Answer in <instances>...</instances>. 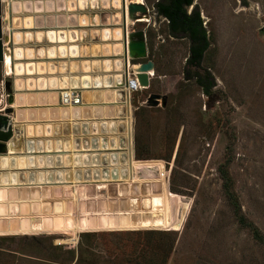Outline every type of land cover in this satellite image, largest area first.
Listing matches in <instances>:
<instances>
[{
  "label": "rangeland",
  "instance_id": "rangeland-1",
  "mask_svg": "<svg viewBox=\"0 0 264 264\" xmlns=\"http://www.w3.org/2000/svg\"><path fill=\"white\" fill-rule=\"evenodd\" d=\"M15 1L22 7L10 18L21 26L12 33L21 40L8 43L11 28L5 25L4 45L10 51L17 46L32 49L30 56L25 52V58L15 61L37 58L54 72L55 47L50 46L54 53L47 61L44 53L43 58L37 54L48 37L39 12L53 0H36L42 6L38 9L36 1ZM144 1L151 24L138 22L136 27L147 30L146 59L155 62L156 70L150 86L132 95L133 177L93 186L92 194L90 185L0 187V264H264V0H195L210 39L202 62L215 81L209 94L195 77L185 76L189 40L170 35L167 22L155 19L156 0ZM27 2L33 6L25 7ZM56 2L46 6L49 11L68 8L71 13L77 7ZM99 3L81 4L80 11L92 13L83 16L90 25L79 30L83 37L102 42L91 48L103 57L86 61L90 46L84 45L83 59H72L71 70H78L79 62L88 69L115 57L113 47H103L111 41L96 33L104 26L94 20L103 13L110 18L113 10ZM100 5L102 11L94 13ZM59 16H48L46 23L63 26L67 20L75 28V16H61L64 23ZM58 62L66 70L64 61ZM12 69L13 58L6 53L0 63V105L7 107L6 80L17 77L38 85L43 79L30 78L28 72L16 76ZM28 87L18 92L28 94ZM151 94L159 95L153 106L145 104ZM27 102L16 109L27 110ZM148 240H159L160 246L144 245Z\"/></svg>",
  "mask_w": 264,
  "mask_h": 264
},
{
  "label": "water",
  "instance_id": "water-1",
  "mask_svg": "<svg viewBox=\"0 0 264 264\" xmlns=\"http://www.w3.org/2000/svg\"><path fill=\"white\" fill-rule=\"evenodd\" d=\"M0 0V63L4 64L5 62V54L9 53L13 58V69L12 74L16 76H20L24 74L25 72L31 73L34 68L35 64L32 62H16L15 60L23 59L29 54H32V49H29L26 51L22 50L20 47H16L15 49L10 51V48L4 45V26H8L11 28V31L8 32L7 39L8 43H17L21 40L20 35L18 33H12V29L15 28L17 25L18 27L21 26V23L19 20H16L11 17L12 12L18 11L22 6L19 1H12V0ZM58 6L63 7L64 1L63 0H56ZM81 3H90L91 6L97 7V3H99V0H78ZM104 7L100 5L103 9H112L111 16L109 18V13H103V16L100 20H98L97 15L94 16V20L97 22L96 25H103L104 27L100 28L99 30H96V33L100 34L101 40L105 41H111L108 43L103 44V47L106 48L108 51L113 47V59L111 57H106L103 62V65L105 66V70L108 71H114L115 73L112 74H106V75H94L93 77H61L59 79L50 78L48 80L49 89H81V105H74L72 107L67 105H59L60 102V95L58 92L55 91H49L48 93H38V96L34 95L33 93L30 94H23L19 93L18 91L23 90L24 86H33L35 84V81L28 80L27 83H25L24 80L21 78H14L13 81L6 80L5 81V87L8 92V103L10 104L9 107H6V109L3 112H0V165L2 164L4 170L2 169L0 172V184H16V183H42V182H49L52 183L54 181L61 182H90V181H110V180H125L127 178L133 177V166H132V160H133V147H132V96L125 92L124 86L127 84L129 73L134 74L136 73L137 78L140 82V84L147 88L151 84V78L152 76L150 74H153L155 72V62L152 59H146L149 56V48H148V42H147V36L146 32L143 29H133V25L135 22L139 21L140 14H147L149 9L148 6L145 3H137L133 0H101ZM110 1V3H109ZM35 8H42L41 3L36 1ZM69 3L76 5L75 0H68ZM30 2L25 3V7H31ZM100 4V3H99ZM4 5V6H3ZM53 5V1H47L46 6L51 8ZM83 5V4H82ZM105 5L107 7H105ZM33 6V4H32ZM5 9H4V8ZM24 7V6H23ZM42 18V17H41ZM36 18L37 23H41L42 19ZM84 18L85 21L86 18ZM51 18H48V21H50ZM59 21L61 23H64V18L59 16ZM27 23V22H26ZM132 28V29H131ZM117 29H119L120 36H116ZM84 31V30H83ZM48 36H50V32ZM85 32V31H84ZM70 33H73L70 37L75 38L76 37V31L71 30ZM65 34L63 33V37ZM97 37V36H96ZM54 53V49L50 48L48 49V52ZM26 52V53H25ZM25 53V54H24ZM44 49L40 48L37 50L38 58H43ZM30 56V55H29ZM122 56V57H120ZM31 58V57H29ZM129 59H143L144 61L140 62L138 66L129 67ZM100 61H97L96 64H93L94 70H99L100 67ZM53 65V64H49ZM36 67L38 70H42L45 67V64L43 62H37ZM75 67V66H73ZM45 80L39 79L38 85L39 88H44L45 86ZM93 86H115V90L106 89L104 93H101L100 91H96L94 93V98L99 99L102 96L105 98V101H113L115 98V101L118 102L115 107L113 105H105V108L94 106V110L91 109L87 103H90L92 101V93L87 90V87H90L91 83ZM85 88V89H84ZM29 89V88H28ZM17 91V92H16ZM46 97H48L49 104H53L57 107H52L50 109L51 114L57 115L58 112L62 114L64 119L69 118L70 114H72L73 118H79L81 113H84L85 115L91 114L92 111L96 114V117H100L99 115L102 114L103 111H105L107 117H126V120H118L114 121L111 120L108 123L107 122H101L99 124L101 132H105L107 129L110 130V133H118L120 134L118 137L111 136L109 137V140L107 137H102L101 141L104 142V145L106 147L107 143H110L111 149H120V151H109L103 152V153H93L91 157L85 156V159L87 162L90 160L92 161V165L97 164L99 160L101 159V163L103 165L102 169H99L97 167H94L92 170L86 167L84 171L80 169H75L74 171H71L69 169L63 168L64 171H57L56 173H43L39 172L38 175L34 172H30L29 174H26L25 172H20V175L18 176L17 173L10 170L7 171V168H14L16 164L25 165L26 163H30L31 166L34 164V157L31 156L28 159V162L26 161L24 156H17L15 157L10 156L7 157L4 155L5 152H7L8 145L11 148V150H15L20 147V135L17 132L18 137L15 136V128L13 123L12 114L15 115V121L17 123H24L26 121H34L38 119V113L40 116L39 120H42L43 118H46L47 116V110L46 109H39V112L35 109H14V104L16 106H21L25 101L34 102L35 99H39V101H45ZM158 94H151L149 98L147 99V105H156L157 103L154 102L155 98H158ZM167 101V96H163V104L165 105V102ZM73 131H78L80 129V125L78 123H73L72 125ZM97 122H93L91 124V128L93 131L97 130ZM54 129L55 134H59L60 132V126L55 125H46L45 131L49 134H51V129ZM63 129L66 132H69V126L66 125L63 127ZM82 129L84 131H87L88 125L87 123H83ZM42 129L40 127H33L32 125H26L25 126V136L27 139L25 140V144L27 147V151H33L35 147L34 142L32 139L34 136V133H41ZM66 141V146L69 145V141ZM78 141V140H77ZM86 144L89 143V140H84ZM76 143V141L74 140ZM96 142V140L94 141ZM59 145V142H57ZM37 145V144H36ZM40 149L42 146V142H38L37 145ZM49 157L46 158L48 166H52L51 161H55V165L59 166L62 165L63 158L60 155H55L54 158L51 155H48ZM80 157H75V163L79 162ZM43 157L39 156L36 157V161L38 164H43ZM69 162V161H68ZM77 164V163H76ZM89 164V163H87ZM70 165V164H67ZM66 165V166H67ZM110 165V166H109ZM109 166V167H107ZM121 166V167H120ZM6 170V171H5ZM64 172V173H63ZM19 180V181H18ZM91 188V194L94 193V187L93 185Z\"/></svg>",
  "mask_w": 264,
  "mask_h": 264
},
{
  "label": "crops",
  "instance_id": "crops-1",
  "mask_svg": "<svg viewBox=\"0 0 264 264\" xmlns=\"http://www.w3.org/2000/svg\"><path fill=\"white\" fill-rule=\"evenodd\" d=\"M32 2L36 1V0H31ZM43 2H45L46 0H42ZM56 1V0H53ZM67 1L64 2L67 5ZM76 0V5L77 7H75V11L69 13L66 9L65 12H57V11H49L48 8L45 6V8L39 12L40 15H42L41 17H43V19H45L44 21V25L41 26L42 29H47L45 31H65V36L63 37L62 40H58L57 38L51 39L50 36H48L47 38L44 39L43 43H40L39 45H41L44 48V58L43 61H47V59H49V55L52 54L51 51L48 52V49L52 48L50 46L55 47V53L54 56L55 61L56 62V70L54 72H51L47 67L48 65H46L45 63V67L42 69V71H39L36 67V63H37V58H32L30 59L31 62L33 64H35V68L34 70L31 72L32 74H29V76H31L30 78L33 79H37V77H42L43 79L46 80L45 82V86H43L44 88H39V85H34L32 87H28L29 89L26 90L28 91V94L33 93L34 95L38 96V93H48L49 91H55L58 92L59 95L61 93V91L59 88L58 89H49V85H48V79L49 77H78V78H83V77H93L94 75H100L102 76L103 74H112L115 73L114 71H104L105 67L103 65L100 64V69L99 70H94V68L92 67V65L90 64V67L88 69H84V66L81 64V62H79V68L78 70L74 71L71 70L70 68V61H72V59H77V61H79L80 59H83L82 57V51H83V46L87 45L90 46V50L88 52V58L86 61H91L90 59H94L95 57H103L101 56L103 53L100 52L98 49H92L91 46L93 47V45H101V41H91L89 40V37L85 38L82 35H80V30L82 29L81 27H87L84 26L82 24L87 23L86 25H90L91 21L87 19V21L84 20V18H82L84 15L86 16H90V12L91 10H82L80 11L79 7L82 5H78ZM129 2V0H127ZM89 4V3H88ZM56 7V6H55ZM79 10V11H78ZM35 11V10H34ZM49 11V12H48ZM100 11L102 10H96L93 9L94 13H100ZM37 12V11H35ZM37 14V15H39ZM32 15H35V13H32ZM54 16V18H56L58 15L60 16H64L66 19L71 15V16H75L77 18L78 21H76V25L74 26L75 28H70V23H68V21H65V24L63 26H61V24H58L57 21H54L53 25H49L48 23H46V19L48 18V16ZM79 18H81V21H79ZM133 28V27H132ZM131 28V29H132ZM135 28V27H134ZM133 28V29H134ZM84 29V28H83ZM71 30H75L76 31V37H70L71 35H68V33ZM46 33V32H45ZM47 34V33H46ZM45 34V35H46ZM73 36V35H72ZM32 46L37 45V43H35V41H33V43L31 44ZM60 46H65V48L67 49L64 53L60 50L62 47ZM71 46H76L77 50L75 52H71L69 49ZM50 47V48H49ZM100 53V54H99ZM99 56H96L98 55ZM63 55V56H62ZM34 57H36V54H34ZM62 57V58H61ZM113 57V56H111ZM122 57V56H120ZM58 61H64L63 63L66 64V70H62L59 66V62ZM144 61L143 59H129V67L133 66H138V64L140 62ZM156 70V69H155ZM131 74V73H129ZM155 74V73H154ZM2 77L5 78V73H2ZM91 86L87 87L86 89L89 90L92 93V101L90 103H87L86 105H88L89 107H91L92 110H94V106H99L102 108H105V105H113V107H115V105L118 103L115 101V98L113 99V101H105V98L102 96L99 99L94 98V93L96 91H100L101 93H104V91L106 89H110V90H115L116 87L115 86H110V87H105L103 85L101 86H93L92 82H90ZM80 91V89H78ZM81 92V91H80ZM23 94L27 95V92H23ZM29 102V101H28ZM27 102V103H28ZM133 106H135V102H132ZM82 104V103H81ZM80 104V105H81ZM59 105H63L61 103V101L59 102ZM14 109H16L18 106H16L14 104ZM21 107V106H19ZM24 107V106H22ZM25 107H29L28 109H35L39 112V109H46L47 110V116L46 118H43L42 120L40 119L39 113H38V119L34 120V121H26L25 123H19L16 124L15 121V115L14 113L12 114V118H13V122H14V127H15V136L18 137L17 134V129H16V125H21L22 126V130H21V135H20V147L15 149V150H9L11 149L9 146V143H7L8 148H7V152L4 153L5 156L10 157V156H24L26 161L28 162V159H30L29 157L33 156L34 157V164L33 166L30 165V163H26L25 165H20V164H16V166L14 168H7V171L10 172L13 171L15 173H17V175H20V172H25L26 174H29L30 172H34L35 174L38 175L39 172H43V173H56L57 171H64L63 168L69 169L71 171H74L75 169H80L82 171H84V169L86 167H88L89 169H93L94 167H97L99 169H102L103 165L101 163V159L99 160V162H97V164L92 165V161L90 160L89 162L86 161L85 156H89L91 157L93 153H103V152H109V151H116L118 149H111L110 148V143L106 144V147L104 145V142L101 141L102 137H107V139L109 140V137L111 136H115L118 137L120 134L118 133H110V130L107 129L105 132H101L100 130V126L99 124H101V122H109L111 120L114 121H118V120H126V117L121 118V117H107L105 111L102 112L101 115H99L100 117H96V114L94 113V111H92L91 114L85 115L84 113L80 114L79 118H73L72 114H70L69 118H65L62 116V114L60 112L57 113V115H53L50 112V109L52 107H57L54 106L53 104H49V100L48 97H46L45 101H39V99H35L34 102L28 103ZM27 109V110H28ZM132 111V110H131ZM135 111L132 112V122L135 120ZM78 123L81 127L78 131L74 130L73 131V123ZM93 122H97V130L93 131L91 128V124ZM83 123H87L88 125V129L87 131H84L82 129V125ZM26 125H32L33 127H40L42 129V132L37 134L34 133L33 138H30L33 140L35 147L32 148L34 149L33 151H27V147L25 144V126ZM46 125H51V126H55V125H59L60 126V132L59 134H55L54 133V129H51V134L47 133L45 131V127ZM66 125L69 126V132L65 133V130L63 129V127H65ZM45 126V127H44ZM133 138V137H132ZM88 139L89 143L86 144L84 140ZM69 141V145L66 146V141ZM74 140L76 141V143L74 142ZM78 140V141H77ZM96 140V142H94ZM133 141V140H132ZM38 142H42V146L40 149L42 150H38ZM59 142V145L58 143ZM37 144V145H36ZM133 145V142H132ZM120 151V150H118ZM48 155H51L53 158L55 155H60L63 158L62 161V165L56 166L55 165V161L52 160L51 164L52 166H48V162L46 160L47 157H49ZM39 156L43 157L44 161L43 164H38L36 161V157L38 158ZM75 157H80L79 162L75 163ZM135 157H133L132 162H134ZM69 161V162H68ZM89 163V164H87ZM70 164V165H67ZM67 165V166H66ZM110 166V165H109ZM107 166V167H109ZM133 166V165H132ZM4 170L2 164L0 165V172L1 170ZM6 171V170H5ZM134 172V171H133ZM2 173V172H1ZM64 173V172H63ZM131 179V178H128ZM19 181V180H18ZM97 181H90V182H84V181H80V182H66V181H61V182H42V183H16V184H0L1 188H32V187H46V186H80V187H85L87 185H93V186H98L100 184H109L112 181H107V182H101ZM94 192V191H93ZM89 193V192H88ZM86 198H83L82 200H85ZM87 200V199H86Z\"/></svg>",
  "mask_w": 264,
  "mask_h": 264
},
{
  "label": "trees",
  "instance_id": "trees-1",
  "mask_svg": "<svg viewBox=\"0 0 264 264\" xmlns=\"http://www.w3.org/2000/svg\"><path fill=\"white\" fill-rule=\"evenodd\" d=\"M187 2H191V0H187ZM180 6V0H169V3L164 8L167 14H170L173 28L175 26H181L184 31L189 33L187 36L190 47L185 67V76L187 79L195 77L199 85L203 88L204 93L209 94L211 88L215 85V81L210 71L202 65L203 58L210 45L207 29L204 28L203 19L200 17L198 10H195L194 14H186L181 10ZM225 188L229 197H231L226 184ZM148 241L144 245L150 244L152 245L151 248L160 246V243H157L159 240H156L155 243H151L150 240ZM164 253L167 254V251ZM148 259L151 260V258Z\"/></svg>",
  "mask_w": 264,
  "mask_h": 264
},
{
  "label": "flooded vegetation",
  "instance_id": "flooded-vegetation-1",
  "mask_svg": "<svg viewBox=\"0 0 264 264\" xmlns=\"http://www.w3.org/2000/svg\"><path fill=\"white\" fill-rule=\"evenodd\" d=\"M133 1H136V0H133ZM169 3V0H156L155 3H154V14H155V19L156 21H163L165 20L167 22V31L170 35L172 36H175V37H184V38H187L188 39V36L189 33L184 31L183 28L181 26H175V28H173L172 24H171V17H170V14H167L166 12V9L164 8V6ZM180 3H181V10H183L186 14H194V11L195 10H198V12L200 13V9L197 7L196 5V2L195 0H191V2H187V0H180ZM149 9V7H148ZM149 12V11H148ZM148 16H150L148 14ZM200 17L203 19V25H204V18L203 16L200 14ZM149 21V22H148ZM147 22L149 24H151V20L149 19ZM140 23L142 22H146V21H139ZM138 24V21L134 23L133 25V28L134 29H143L144 28H139V27H136V25ZM204 28H206V26L204 25ZM53 32H56V38L59 39L62 37V33L61 31H53ZM146 34H147V30H145ZM189 47H190V43H189ZM66 49V48H65ZM1 102V101H0ZM22 130V127L19 126ZM16 129H17V132H18V125H16ZM21 130L19 131V133L21 132ZM18 133V134H19Z\"/></svg>",
  "mask_w": 264,
  "mask_h": 264
},
{
  "label": "built area",
  "instance_id": "built-area-1",
  "mask_svg": "<svg viewBox=\"0 0 264 264\" xmlns=\"http://www.w3.org/2000/svg\"><path fill=\"white\" fill-rule=\"evenodd\" d=\"M151 76L153 74H150ZM125 92L131 96L135 93L141 91L144 87L140 84L136 73L129 74L127 84L123 87ZM60 101L63 105L74 106L80 105L81 102V92L78 89H65L60 93ZM7 107V104L4 103L0 105V112H3Z\"/></svg>",
  "mask_w": 264,
  "mask_h": 264
},
{
  "label": "bare ground",
  "instance_id": "bare-ground-1",
  "mask_svg": "<svg viewBox=\"0 0 264 264\" xmlns=\"http://www.w3.org/2000/svg\"><path fill=\"white\" fill-rule=\"evenodd\" d=\"M75 2H76V0H75ZM135 2H137V3H145V1L144 0H136ZM77 4L79 5H81V4H83V3H81V1L79 2V1H77ZM139 21H148L149 20V16L147 15V14H140V18L138 19ZM83 21V20H82ZM138 21V22H139ZM149 22V21H148ZM119 29H117V33L115 34L116 36L118 35V33H119ZM49 33V32H48ZM50 38L51 39H53L54 40V38H56V32H53V31H51L50 32ZM59 40H62V39H59ZM60 47H62L60 50L64 53L67 49H65V46H60ZM21 130V128L20 127H18V132ZM21 139V138H20ZM9 150H11V149H9ZM16 151V150H15ZM11 152H12V150H11Z\"/></svg>",
  "mask_w": 264,
  "mask_h": 264
}]
</instances>
